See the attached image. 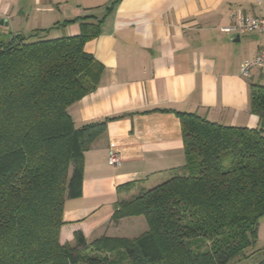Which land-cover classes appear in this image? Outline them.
Returning a JSON list of instances; mask_svg holds the SVG:
<instances>
[{
  "label": "trees",
  "instance_id": "obj_1",
  "mask_svg": "<svg viewBox=\"0 0 264 264\" xmlns=\"http://www.w3.org/2000/svg\"><path fill=\"white\" fill-rule=\"evenodd\" d=\"M90 18L78 35L53 37L51 27L0 41V264H238L264 250L260 84L250 85L253 128L175 112L184 171L115 204L113 217L143 216L144 232L88 241L63 220L65 198L81 195L84 154L113 118L76 126L69 113L103 70L85 51L101 23ZM66 228L73 243L61 239Z\"/></svg>",
  "mask_w": 264,
  "mask_h": 264
},
{
  "label": "crops",
  "instance_id": "obj_2",
  "mask_svg": "<svg viewBox=\"0 0 264 264\" xmlns=\"http://www.w3.org/2000/svg\"><path fill=\"white\" fill-rule=\"evenodd\" d=\"M231 11L259 16L264 0H0V18L8 22L0 25L2 42L51 27L53 37L74 36L82 17L101 20L85 44L103 68L98 85L69 113L76 126L113 118L84 154L81 195L65 198V222L87 236L140 186L183 172L176 111L226 126L258 125L249 92L264 79L257 69L244 77L240 64L258 53L264 34L222 32ZM111 149L120 158L116 165L108 163ZM61 239L71 242L72 231L64 229ZM257 246H264V218Z\"/></svg>",
  "mask_w": 264,
  "mask_h": 264
},
{
  "label": "rangeland",
  "instance_id": "obj_3",
  "mask_svg": "<svg viewBox=\"0 0 264 264\" xmlns=\"http://www.w3.org/2000/svg\"><path fill=\"white\" fill-rule=\"evenodd\" d=\"M146 186V187H145ZM140 186L138 190L120 201H127L137 196L144 190L151 187L149 184ZM115 206L106 213L102 214L98 219L97 228L89 230V234L86 236L88 241H91L100 236H112V237H127L133 238L147 229L146 222L141 215H132L125 217H113ZM73 243V240L71 241ZM264 257V250L257 251L250 258L238 263V264H258V262Z\"/></svg>",
  "mask_w": 264,
  "mask_h": 264
},
{
  "label": "built area",
  "instance_id": "obj_4",
  "mask_svg": "<svg viewBox=\"0 0 264 264\" xmlns=\"http://www.w3.org/2000/svg\"><path fill=\"white\" fill-rule=\"evenodd\" d=\"M261 0H257L260 2ZM224 33L258 32L264 34V11L259 16H249L238 11H231L228 24L220 27ZM252 69H257L264 79V44L251 59H245L240 64V74L249 77ZM108 163L116 165L120 158L115 150L108 153Z\"/></svg>",
  "mask_w": 264,
  "mask_h": 264
},
{
  "label": "water",
  "instance_id": "obj_5",
  "mask_svg": "<svg viewBox=\"0 0 264 264\" xmlns=\"http://www.w3.org/2000/svg\"><path fill=\"white\" fill-rule=\"evenodd\" d=\"M2 24L7 26V24H8L7 20L0 18V25H2Z\"/></svg>",
  "mask_w": 264,
  "mask_h": 264
}]
</instances>
